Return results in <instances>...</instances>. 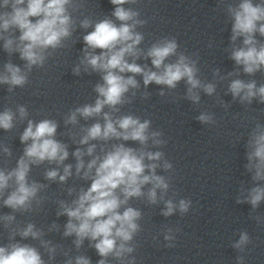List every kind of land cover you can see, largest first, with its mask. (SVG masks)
<instances>
[{
  "label": "clouds",
  "instance_id": "clouds-1",
  "mask_svg": "<svg viewBox=\"0 0 264 264\" xmlns=\"http://www.w3.org/2000/svg\"><path fill=\"white\" fill-rule=\"evenodd\" d=\"M109 2L114 6L111 14L94 20L83 13L86 0H0V49L9 57L0 64V86H6L10 97L30 83L34 70L45 68L58 50L68 48L67 42L78 29L84 30V47L72 74L100 76L92 88L94 100L63 116L66 131L59 135L76 145L71 153L69 145L57 139L60 123L56 119L30 118L23 104L0 110V130L4 132L26 122L19 133L22 154L14 166L0 167V209L11 210L0 211V227L7 232V243H0V264H55L58 256L63 257V264H93L84 251L86 241L99 257L95 264H137L136 237L143 231L144 213L132 206L133 200L149 206L162 204L160 215L165 218L189 213L192 200L178 198L179 193L172 191L174 165L162 150L168 142L164 133L153 129L150 119L122 112L137 95L148 99L149 85L162 86L158 95L164 97L183 82V99L198 106L203 93L216 97L217 104L227 109L229 105L217 93V84L227 81L225 95L230 94L233 101L242 106L253 101L264 104V83L240 78L241 73L264 75V0H217V10H223L231 25L229 46L224 50L234 68L225 75L214 68L211 81L201 78L199 55L181 50L175 36H162L142 47L145 34L140 29L148 20L133 7L141 0ZM16 54L22 66L13 63L11 57ZM141 59L150 60L151 66L138 63ZM137 77L142 78L143 91ZM195 119L204 126L217 124L215 114L209 111H200ZM82 120L94 122L82 124ZM245 146L244 167L254 186L241 187L236 203L249 204L250 218L264 226V215L254 214L264 203V123H255ZM70 156L74 163H65ZM0 157H13L12 148L3 142ZM45 164L50 166L43 172L47 183L31 177L34 167ZM70 178L88 186L73 184L65 189L71 199L54 201L56 217H67L62 233L55 221L45 229L18 219L43 211L51 184L66 185ZM181 231L180 227L165 226L159 234L164 247H176ZM53 232L72 238L71 247L45 238ZM159 235L154 240L158 241ZM252 243L247 230L239 231V238L231 243L239 253L236 264H246L244 254Z\"/></svg>",
  "mask_w": 264,
  "mask_h": 264
}]
</instances>
